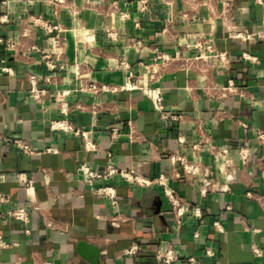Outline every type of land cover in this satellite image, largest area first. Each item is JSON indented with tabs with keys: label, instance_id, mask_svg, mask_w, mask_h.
I'll list each match as a JSON object with an SVG mask.
<instances>
[{
	"label": "crops",
	"instance_id": "1",
	"mask_svg": "<svg viewBox=\"0 0 264 264\" xmlns=\"http://www.w3.org/2000/svg\"><path fill=\"white\" fill-rule=\"evenodd\" d=\"M44 21L64 26L59 46L40 25ZM258 32L264 33V0H150L149 12L141 11L139 0H0V65L11 71L0 74V135L23 138L40 151L26 155L0 141V195L6 199L0 212L25 207L29 213L27 223L0 218V264H158L156 252L166 243L179 254L175 264H186L190 255L204 264H264V39ZM200 41L212 43L226 61L199 47ZM156 49L172 56L181 51L153 83L178 120L163 119L141 91L121 88L127 72L119 62L146 75ZM46 54L54 68L47 67ZM30 74L39 88L61 91L63 102L51 95L42 103L33 100ZM90 81L108 89L81 88ZM230 81L236 88L224 89ZM59 119L91 131L97 150L53 129L51 122ZM197 119L211 144L227 147L226 153L214 154L209 145L193 148L201 137ZM111 125L119 129L116 139ZM242 146L250 151L246 163ZM49 147L56 152L45 151ZM108 151L119 168L134 166L152 178L165 174L170 187L203 209L202 219L188 213L179 226L158 184L139 186L117 175L86 183L82 163L101 171ZM171 153L208 165L214 188L202 195L199 183L170 163ZM226 161L224 176L220 165ZM19 173L33 179L35 204ZM225 183L229 190L221 191ZM106 185L116 190V207L96 192ZM81 241L99 248L97 262L80 255Z\"/></svg>",
	"mask_w": 264,
	"mask_h": 264
},
{
	"label": "built area",
	"instance_id": "2",
	"mask_svg": "<svg viewBox=\"0 0 264 264\" xmlns=\"http://www.w3.org/2000/svg\"><path fill=\"white\" fill-rule=\"evenodd\" d=\"M56 1L62 3L64 0H56ZM139 2H140V9L142 12L150 11V0H139ZM121 15L123 18L127 17L126 13L122 12ZM40 25L48 32L53 34L52 43L54 46H59L62 43V32L64 31L65 28L61 23L54 24L48 21H44ZM107 32L112 37H116V34H114L113 32L109 30ZM24 34L26 35L28 34L27 29H25ZM257 35L260 38L264 39L263 32H258ZM236 36L244 37L243 35L240 34L238 35L236 34ZM248 36L249 35H246L245 38H247ZM9 45L11 48L15 46V44L12 42ZM197 45L199 47L205 46V49L211 52L213 57L219 58L222 61H226L227 58L225 53L217 52L212 43L207 41L205 42L200 41L197 43ZM183 46H184L183 42H180L179 47L182 48ZM180 55H181V51H177L176 55L172 56L166 52L156 49V53L153 56L152 62L145 65L147 70L146 75H135L132 71L131 65L125 60H121L118 66L127 72L126 81L124 85L121 86V88L126 90H139L145 95H147L152 100L154 109L156 110V112H158L161 115L163 119H173V120L180 119L181 115L174 114L166 110L162 88L153 85L154 81L158 79V77L160 76V71L165 66H167L172 60L180 57ZM44 58L46 60L45 63L47 67L49 68L55 67V65L52 63V60H50L49 55L46 54ZM245 58L247 59L248 56L245 55ZM252 60L258 61V58L254 57ZM2 73L11 74L10 67L5 65H0V74ZM29 79L31 82V89L29 90V94L33 100L42 103L48 96L51 95L58 103L63 102V97H62L63 93H61V91H55L52 94H50V91H48L47 89L38 87L37 77L35 75L30 74ZM46 81H51V78L47 77ZM231 87L236 88L234 87L232 81H230L229 85L224 87V89L227 90ZM81 88L88 91H92L94 93L108 89L106 85H100L95 81H90L88 84L81 83ZM239 93L245 95V93L242 90H240ZM67 109H68L67 107L62 109L65 114L67 113ZM195 123L197 129L200 131L201 134L200 140L193 146V148L196 151H200L204 149L207 145H209V149L214 154L226 153L228 151L227 147L220 148L218 146L211 144L209 135H207L203 131L204 130L203 120L197 119L195 120ZM240 123L245 129L248 128V125L245 122L241 121ZM51 127L53 129L62 130L68 133H72L77 137H80L82 141V146L85 150L87 151L97 150V145L92 138L91 131L76 127L71 121L67 119L53 120L51 122ZM110 131H111L112 139H116L119 131L118 127L116 125H111ZM130 137L132 140H135L137 138L136 132L134 131L132 125L130 128ZM259 138L261 140H264V133L262 131H259ZM0 141H3L7 145H14L17 149H19L21 152H23L26 155H36L40 153V151L34 149L32 145L23 138L0 135ZM178 141L180 144L183 145L185 144V138L183 134L178 135ZM45 151L56 152V148L49 147ZM239 155L242 162L246 163L250 157V151L247 147L242 146L240 147ZM168 159L173 166L175 167L177 166L181 169L182 175L185 178L199 183V188L202 195H206L210 190L214 188L215 184L211 179V176L213 174L212 170L208 165L203 163L201 160L189 159L185 154L182 153H171L168 156ZM81 170L84 181L90 185H93L95 181L108 180L116 175L121 177L123 180L127 181L128 183L139 186H151L154 184L160 185L163 189L165 196L169 201L176 223L179 226L182 225L183 217L185 214L190 213L196 220H200L204 216V211L200 206L193 205L191 202L187 201L184 197L179 195V193H177L175 189L169 186L165 174H161L156 178H152L142 174L134 166L129 168H119L113 163L112 151L107 152V162L103 170L101 171L95 170L86 163H82ZM228 172H229V162L226 161L220 165V173L221 175L225 176L227 175ZM177 175L180 176V173L178 171H177ZM17 177L21 182H23L26 185L29 192V196L31 197L32 202L35 204V189H34L33 179L21 173L17 174ZM263 184H264V178H263ZM219 189L221 191H228L229 186L227 185V183H225L219 186ZM96 192L105 195L109 199L110 204L112 206L116 207L118 205V201L116 198V190L113 186L106 185L100 187L96 189ZM248 196H251L250 192H248ZM257 199L263 201L262 196L258 197ZM5 200L6 199L4 198V196L0 195V202H4ZM0 218H12L27 223L29 221V213L25 207H17V208L8 209L4 212H0ZM214 227L218 231H223V226L219 221L214 222ZM193 237L195 239L199 238L200 231L196 230L193 233ZM5 246H7V244H5ZM136 250L137 247H134L130 249V252L135 253ZM205 254L208 256H213L214 252L211 248H207ZM156 260L158 264H175L179 260V254L177 253V251L175 250V248L171 243H166L163 248L157 250ZM185 262L186 264H204L195 255L188 256ZM46 264H51V262H46Z\"/></svg>",
	"mask_w": 264,
	"mask_h": 264
},
{
	"label": "water",
	"instance_id": "3",
	"mask_svg": "<svg viewBox=\"0 0 264 264\" xmlns=\"http://www.w3.org/2000/svg\"><path fill=\"white\" fill-rule=\"evenodd\" d=\"M78 250L81 256L92 263L97 262L100 250L94 245H90L85 241H81L78 245Z\"/></svg>",
	"mask_w": 264,
	"mask_h": 264
}]
</instances>
